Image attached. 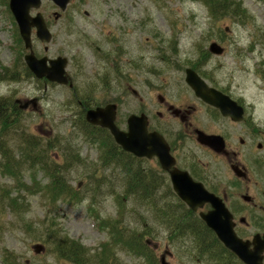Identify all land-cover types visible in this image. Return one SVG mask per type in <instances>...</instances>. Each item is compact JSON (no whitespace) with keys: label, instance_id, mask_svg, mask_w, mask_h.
Listing matches in <instances>:
<instances>
[{"label":"rangeland","instance_id":"rangeland-1","mask_svg":"<svg viewBox=\"0 0 264 264\" xmlns=\"http://www.w3.org/2000/svg\"><path fill=\"white\" fill-rule=\"evenodd\" d=\"M235 1L249 16L216 21L209 5L201 0H71L67 11L54 20L58 8L51 0H42L38 11L48 23L52 39L46 45L35 43L34 51L38 57H66L79 97L90 95L94 105L114 102L116 121L123 129L131 113L156 116L160 97L172 102L188 99L185 70L194 69L193 65L206 81L240 97L246 107V131H240L238 125L229 129L225 125L224 131L230 132L231 142L243 154L240 161L246 165L250 181L238 183L227 164L221 169L220 179L230 191L254 196L257 211L264 205V148L258 149L264 132V1ZM212 42L222 46L223 53L210 54L209 60L200 63V50L208 51ZM13 44V26L0 0V59L5 64L12 62ZM120 58L128 66L125 72L115 70L117 64L121 66ZM136 61L141 65L139 73L131 65ZM126 86L129 90L124 92ZM0 95L21 102L40 98L37 107L23 111L19 130L49 144L50 162L57 165L65 164L60 149L68 145L78 160L64 170V176L85 195L77 200H54L45 193L49 179L40 167L23 171L22 181L29 186L34 176L38 188L30 195L19 192L28 210L22 216H15L0 202V264H11L6 259L9 254L14 255V264H72L59 259L43 241L46 229L54 223L63 235L81 242L92 255L101 254L106 245L115 248L109 264H151L138 252L115 244L111 224L123 231L146 230L143 241L150 240L157 264H203L191 251L190 240L169 238L166 227L153 219L151 206L125 194L126 183L117 167L100 166L101 148L85 140L75 126L84 113L82 106H77L74 91L62 85L45 89L43 83L31 80L2 81ZM204 116L201 113L198 118L205 123ZM213 129L217 128L210 122L208 130ZM238 137L246 142L244 147H240ZM10 144L14 147V140ZM143 166L146 168L147 163ZM16 183L14 177L0 172V193L15 189ZM9 193L16 195V191ZM2 197L0 194V201ZM254 227L242 230L240 235L250 238L256 231H264V225Z\"/></svg>","mask_w":264,"mask_h":264},{"label":"trees","instance_id":"trees-1","mask_svg":"<svg viewBox=\"0 0 264 264\" xmlns=\"http://www.w3.org/2000/svg\"><path fill=\"white\" fill-rule=\"evenodd\" d=\"M1 1L6 7V12L9 13L8 1ZM201 1L207 6L209 5L210 15L216 21L224 18L238 19L240 17L242 19L245 15L249 16L245 12V9L242 8V4L235 0ZM9 18L10 24L13 26V57L10 64H5L0 59V82L15 83L25 80H31L36 83L41 82L34 79L33 74L25 65L24 59H22L25 49L11 13H9ZM110 41L114 42L115 39L111 38ZM210 54L208 51L200 50L199 62L204 63V61L209 60ZM192 67L196 68L194 65ZM115 70H120L118 64ZM72 91H74L75 100L80 101L79 98L81 97L79 95L81 94L76 91L75 86ZM91 101L92 97L90 95H83L80 101L82 103V113L85 108L97 105L92 104ZM77 106H79L78 103ZM22 114L23 111L16 105L13 97L0 95V172L5 176L10 175L14 177V180L17 182L14 185L15 189L6 188L2 190L0 193L3 195L0 201L1 206L5 204L6 209L9 208L15 216H22L28 211L25 199L19 192L30 195L36 191L38 184L35 182L34 176H32L33 184L27 186L22 181L21 174L25 170H35L37 166L40 167L49 179L48 183L44 185L45 193L48 197L54 200L60 198L72 200L83 198L85 196L84 193H81L78 187L74 188L69 184L63 173L65 169L74 165L78 160L77 156L72 153L68 145H63L60 150L63 152L61 157L64 158L65 164L57 165L55 162H50L52 158L49 156V152L52 148H49V144H43L42 140L36 139L35 135L19 130ZM81 117L79 116L75 126L85 140L94 143L97 145V148H101L100 166L107 169L111 165H114L119 169L126 183L125 194L137 198L138 201L144 203L146 206L150 205L153 209V219L166 227L169 231V238L173 240L175 238L190 240L193 243L191 251L203 261V264H241L231 251L224 248L213 232L202 224L200 219L184 216L185 205L183 203H160L154 197L153 188H151L147 173L148 170L143 166L145 164L144 161L135 158L118 147L106 129L86 123L84 121V114ZM12 140L15 142L14 147L10 144ZM14 191H16V195L9 193ZM55 226L56 223L46 229L47 234L43 238V241L50 246V250L59 259L72 264H109V262L113 261V251L115 248L111 249L106 245L102 249L101 254L92 255L81 242L70 238L67 234L63 235L62 231ZM110 229L115 236V244H120L124 250L138 252L144 256L148 261L147 263L157 264L150 247L143 241L144 237L148 235L146 230L135 232L127 231V229L123 231L116 228L114 224L110 225ZM93 256H96V258L94 259ZM6 257V259H10L11 264L15 263L13 254L6 255Z\"/></svg>","mask_w":264,"mask_h":264},{"label":"water","instance_id":"water-1","mask_svg":"<svg viewBox=\"0 0 264 264\" xmlns=\"http://www.w3.org/2000/svg\"><path fill=\"white\" fill-rule=\"evenodd\" d=\"M9 10L14 16L15 22L18 25V32L24 42V47L30 50L24 55L25 63L29 70L32 71L35 77L72 86V82L68 79L67 74V58L59 56L58 58H37L33 54L32 46V30L35 28V35L42 42H49L52 39V34L48 29L47 23L44 22L42 14L36 13L31 15V10L37 9L41 0H8ZM60 10H65L70 0H52ZM59 13L55 14V19L59 17ZM209 51L214 54L221 55L223 48L216 42L209 45ZM186 83L195 93L197 98H201L207 104L218 108L223 116H229L233 121L241 120L243 109L232 101L229 96L221 94L214 88H209L205 81L196 74L192 69L187 68ZM16 102H20L16 100ZM34 102V100H32ZM27 102L21 105V108H26ZM116 105L107 104L105 107L97 106L94 109L86 111V120L92 125H100L110 131L114 137L116 144L122 147L128 153L139 157H159L162 168L168 170V167L173 164V158L169 155V147L165 144L162 136L157 132L149 133L147 131V117L143 113L141 115L131 114L128 117L126 124L127 130H122L115 124ZM198 132V140L204 141L213 150L221 152L224 150L225 143L219 135H206L203 132ZM242 175V174H240ZM172 187L180 200L186 203L192 210L197 207H202L205 203H210L212 209L200 213V217L219 238L221 243L229 251L231 250L238 259L244 264H263L264 252V235L255 234L253 239L240 238L234 231L235 224L232 221V213L225 207L221 199L208 190L203 188L199 183L190 179L186 172L173 169L171 171ZM42 248V246H39Z\"/></svg>","mask_w":264,"mask_h":264},{"label":"flooded vegetation","instance_id":"flooded-vegetation-1","mask_svg":"<svg viewBox=\"0 0 264 264\" xmlns=\"http://www.w3.org/2000/svg\"><path fill=\"white\" fill-rule=\"evenodd\" d=\"M111 43L115 44L114 42ZM120 55L121 54H119V56ZM121 62L122 67L119 65L121 67L120 71L125 72L128 66L123 60H121ZM131 65L133 71L139 73L141 68L139 61L131 62ZM126 76L128 78L130 74H126L125 77ZM42 83L45 89L48 85H55L54 83L44 80ZM206 84L209 88L212 87L221 94L229 96L232 101L236 102V104L243 109L241 120L233 121L230 117L223 116L218 108L207 104L201 98H197L192 88L185 83V86H187V94L189 95L188 99H177V101L172 102L160 97L161 108L157 111L156 116H151L149 112L148 114L142 112L147 116V131L149 133L157 132L162 136L165 144L169 147V155L173 158V164L166 170L162 168L161 161L157 156L138 159L147 163L146 170H148L147 173L150 179V185L151 188H153L154 197L160 203H183L185 205V210L183 212L184 216H190L192 219H200L202 224L211 230L201 219L200 213L211 210L212 205L210 203H205L202 207H197L196 210H192L186 203L180 200L176 192L173 191L172 180H170L171 171L173 169L181 170L186 172L194 182L201 184L203 188L219 197L221 201L224 202L225 207L232 213V221L235 224L234 230L237 235H240L242 230L254 227L255 224L260 226L264 225V205L261 206L260 210L254 211V208H256L254 196L230 191L227 183L222 182L220 179V176H222L221 169L226 167L227 164L232 171L234 179H236L238 183H248L250 181L245 167L246 165H243L240 161L243 154L238 147L236 148V145L231 142L230 132L224 131L225 125H227V129H229V126L238 125L240 131H246V107L243 100L240 97L233 96L228 89L222 88L213 81H206ZM123 89L124 92L129 90L128 86ZM39 99L40 98L37 96L35 97V102L29 101L26 108L28 109L31 106L37 107ZM77 103L82 106L80 101H77ZM90 108L91 107L85 108V110L83 109L84 118L86 115L85 111ZM201 113L205 115V123L198 118V115ZM210 122H212V127L217 129L208 130ZM197 131H201L206 135L221 136L223 143H225L224 150L217 152L204 141L200 142L198 140ZM261 141L263 142L258 144V149L264 148V132H261ZM238 142L240 147L246 145L242 137H238ZM199 154L205 158L203 161ZM218 163L221 166H218ZM162 195H164V197H162ZM187 231L190 232L189 230ZM255 234L263 236L264 231H256L250 238L242 237L245 240L248 239L251 241ZM262 255L264 258V252Z\"/></svg>","mask_w":264,"mask_h":264}]
</instances>
